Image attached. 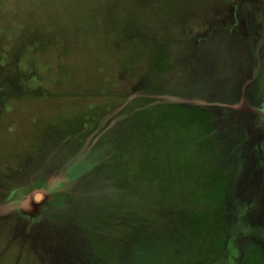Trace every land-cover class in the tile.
<instances>
[{
    "label": "rangeland",
    "instance_id": "374dc122",
    "mask_svg": "<svg viewBox=\"0 0 264 264\" xmlns=\"http://www.w3.org/2000/svg\"><path fill=\"white\" fill-rule=\"evenodd\" d=\"M0 264H264V0H0Z\"/></svg>",
    "mask_w": 264,
    "mask_h": 264
},
{
    "label": "trees",
    "instance_id": "16d2710c",
    "mask_svg": "<svg viewBox=\"0 0 264 264\" xmlns=\"http://www.w3.org/2000/svg\"><path fill=\"white\" fill-rule=\"evenodd\" d=\"M177 213H178V214H180V212H179V211H177ZM153 247H154V248H156V246L154 245V243H153Z\"/></svg>",
    "mask_w": 264,
    "mask_h": 264
}]
</instances>
